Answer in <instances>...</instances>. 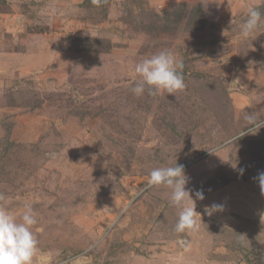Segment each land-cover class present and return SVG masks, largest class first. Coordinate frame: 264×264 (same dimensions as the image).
<instances>
[{
	"label": "rangeland",
	"instance_id": "obj_1",
	"mask_svg": "<svg viewBox=\"0 0 264 264\" xmlns=\"http://www.w3.org/2000/svg\"><path fill=\"white\" fill-rule=\"evenodd\" d=\"M248 6L264 14V0H0V194L17 216L33 205L55 264H264V127L235 141L249 98L264 105ZM160 49L183 59L186 90L136 96L134 65ZM175 162L204 193L196 231L176 233L170 190L147 187Z\"/></svg>",
	"mask_w": 264,
	"mask_h": 264
},
{
	"label": "clouds",
	"instance_id": "obj_2",
	"mask_svg": "<svg viewBox=\"0 0 264 264\" xmlns=\"http://www.w3.org/2000/svg\"><path fill=\"white\" fill-rule=\"evenodd\" d=\"M104 0H92V3L99 7ZM264 14L256 6H248L246 17L240 27V37L244 40H251L257 37L261 20ZM184 61L177 57L169 49H160L152 55L142 59L134 65V73L140 78L131 91L136 96L147 93L149 96H157L167 93L173 95L176 92L186 90L187 84L184 77ZM247 128L236 136L235 141L249 133L251 127L257 129L264 127V121H259L255 112H248L244 115ZM244 169H239L243 175ZM258 181L264 192V171L253 178ZM190 177L185 173V166L177 164L167 167H154L149 173L147 187L164 186L170 190V200L179 210L178 219L174 231L184 233L196 231L199 228L197 218L201 220V214L196 211V201H202L204 193L202 190L186 188ZM193 195L195 199H193ZM7 197L0 194V264H55L53 254L40 248L38 234L34 231L38 224V218L31 203H25L23 210L17 216L6 206ZM222 204L205 206L204 214L211 216L215 212L223 211ZM185 244L184 240L180 241ZM63 264H87L84 254L71 257Z\"/></svg>",
	"mask_w": 264,
	"mask_h": 264
},
{
	"label": "crops",
	"instance_id": "obj_3",
	"mask_svg": "<svg viewBox=\"0 0 264 264\" xmlns=\"http://www.w3.org/2000/svg\"><path fill=\"white\" fill-rule=\"evenodd\" d=\"M245 98L240 100V102L242 104L246 103ZM248 101H250V108L253 109L256 113H261L262 112V109H263L264 105L262 106L260 104L259 106H253L254 105V102H251L252 100L250 98H249ZM255 107H257V108H255Z\"/></svg>",
	"mask_w": 264,
	"mask_h": 264
}]
</instances>
